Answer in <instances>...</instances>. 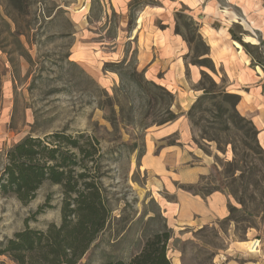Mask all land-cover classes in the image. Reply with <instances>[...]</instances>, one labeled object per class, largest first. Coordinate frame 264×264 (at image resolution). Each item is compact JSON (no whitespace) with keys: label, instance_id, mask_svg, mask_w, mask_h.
Masks as SVG:
<instances>
[{"label":"rangeland","instance_id":"rangeland-1","mask_svg":"<svg viewBox=\"0 0 264 264\" xmlns=\"http://www.w3.org/2000/svg\"><path fill=\"white\" fill-rule=\"evenodd\" d=\"M132 1L122 7L120 0H0V175L6 153L28 135L85 132L95 136L105 152L108 177L104 185L111 216L80 264H102L106 259L128 262L153 233L169 229L153 196L165 177L146 163V156L158 155L162 147L171 152L164 159L172 158V152L180 158L184 152V167L198 163L188 147L210 157V171L201 176L204 180L199 179V187L191 193L218 188L228 197V204L240 209L224 189L229 182L226 162L232 159L230 146L225 145L226 153H220L215 144L199 140L191 125L190 144H183L178 134L163 140L150 139L149 134L162 126L151 124L157 113L163 114L165 103L157 107L155 115L143 117L148 106L146 95L136 86L139 77L135 73L141 72L135 70L136 40L128 35L140 12L151 7L163 8L156 27L163 30L172 26L175 34V14L181 12L179 26L193 38L191 51L183 41L182 57L187 66L198 70V76L205 71L218 84L223 79L221 86L226 91L234 89L224 75L231 64L247 69L253 85L262 82L264 87V71L257 65L264 66V0H139L129 8ZM195 29L202 42L195 38ZM230 30L248 44L247 50L232 39ZM205 46L209 55L198 58ZM195 58H210L217 76L207 68L192 65ZM107 63L119 65L108 71L104 69ZM238 90L249 99L246 93L250 88ZM196 92L197 98L201 92ZM148 111L152 113L151 108ZM147 144L152 148L149 154H145ZM141 148L144 155L140 158ZM240 166L245 164L240 162ZM241 184L234 186H239V192ZM173 186L182 190L186 184L175 182ZM158 190L164 193L162 187ZM48 195L51 207L36 213ZM254 197L258 202L257 193ZM60 203V189L48 183L27 204L0 192V242L25 227L45 230L50 223L59 225ZM233 217L237 239L244 240L246 231L250 232L253 244L259 242V254L264 256V245L257 239L262 236L264 224L239 212ZM198 236L217 244L207 229ZM189 249L192 252L193 245ZM196 254L200 264H209L208 251L196 249ZM0 263L15 264L6 256H0Z\"/></svg>","mask_w":264,"mask_h":264},{"label":"trees","instance_id":"trees-1","mask_svg":"<svg viewBox=\"0 0 264 264\" xmlns=\"http://www.w3.org/2000/svg\"><path fill=\"white\" fill-rule=\"evenodd\" d=\"M138 1L133 0L129 8ZM181 19V12H176L175 34L182 37L191 51L193 38L186 36L179 26ZM230 34L245 50L249 48L233 31L230 30ZM195 38L201 41L197 29ZM247 53L250 54L249 51ZM208 55L209 49L205 46L198 58ZM198 58L193 60L192 65L207 68L217 76L210 58ZM117 65L119 64L107 63L104 69L108 70ZM257 65L264 71L262 64ZM135 75L139 77L136 86L146 95L148 110L152 109V113L145 111V119L155 115L157 107L165 103V108L161 110L163 114L157 113L151 125L174 122L183 115L179 113L180 109L171 92L147 81L142 71ZM223 82L222 79L218 84L209 73L201 71L196 87L201 95L184 115L192 130L198 132L199 140L215 144L222 154L226 153L225 145L230 146L232 151V159L226 162L229 167V185L226 184L224 189L235 199L240 209L228 204L229 215L226 221L237 222L233 214L239 212L264 224V149L258 142L259 132L251 119L241 116L237 111L240 96L228 93L221 86ZM196 145L200 148L197 142ZM130 151L134 152V149L131 148ZM104 154L99 140L85 132L70 135L61 131L43 137L28 135L15 143L6 153V165L0 175L1 194L27 204L44 184L57 186L61 195L60 224L50 223L45 230L25 227L11 238L0 242V256L8 257L15 264H80L111 216L104 185V180L108 177ZM143 155L141 148L139 157ZM240 162L245 167L241 168ZM199 179L204 180L202 177ZM239 182H242V192H239V186L234 187ZM194 187H199V183L186 185L182 190L191 193ZM213 192L224 193L216 188L203 194H192L203 197ZM255 193L259 196L258 202L254 197ZM49 203L48 195L36 213L50 208ZM261 233L262 236H257V239L264 245V229H261ZM170 237V230L164 227L147 238L141 251L128 262L106 259L102 264H170L167 257Z\"/></svg>","mask_w":264,"mask_h":264},{"label":"crops","instance_id":"crops-1","mask_svg":"<svg viewBox=\"0 0 264 264\" xmlns=\"http://www.w3.org/2000/svg\"><path fill=\"white\" fill-rule=\"evenodd\" d=\"M120 1L121 6L125 7L130 0ZM159 10L163 8L151 7L148 11L142 10L128 36L136 40V69L144 73L147 81L171 92L180 109L179 112L183 115L174 122L160 126L149 135L151 140L152 138L163 140L178 134L183 144H190L192 131L184 114L198 95L194 87L198 83L200 72L198 76L195 67L185 64L182 57L183 39L180 35L174 34L172 26L163 30L156 27L155 22L163 13ZM129 37L126 40H129ZM247 71L241 66L235 65L233 68L230 64L224 75L230 87L234 88L228 91L240 96L238 112L251 119L259 132V144L264 149V87L262 82L253 85L252 76L247 74ZM242 87L250 88L249 93H246L249 97L247 100L238 90ZM150 151L152 148L147 144L145 154H149ZM188 152L198 163L187 167L181 166L187 161L184 152H181L180 158L172 152V158L164 159V155L171 153L167 147H162L156 156H146L149 167L165 177L159 186L163 188L164 193L159 194V187H156L158 193L152 192V194L156 195V202L171 231L167 244L170 264H200L196 249L208 251L209 264H264V256L259 254L261 249L255 250L256 253L251 250L254 246L251 233L246 231L245 239L238 240L233 223L226 221L229 212L228 197L225 193L213 192L202 197L174 188L175 182L186 185L196 184L201 176L207 175L210 171L212 163L210 157L201 155L191 147H188ZM166 195L171 199H167ZM223 224H226L227 228L223 229ZM206 229L214 234L213 238L217 244L198 236ZM190 245H193L192 252L189 249Z\"/></svg>","mask_w":264,"mask_h":264},{"label":"built area","instance_id":"built-area-1","mask_svg":"<svg viewBox=\"0 0 264 264\" xmlns=\"http://www.w3.org/2000/svg\"><path fill=\"white\" fill-rule=\"evenodd\" d=\"M258 244H259L258 241H257V243L254 244V246H253V249H254V250H257V251H258V249H259ZM257 251H256V252H257Z\"/></svg>","mask_w":264,"mask_h":264}]
</instances>
